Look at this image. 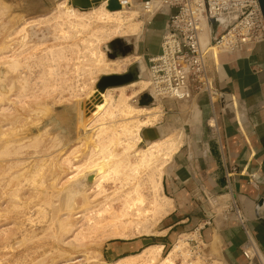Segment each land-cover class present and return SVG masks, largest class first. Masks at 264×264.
<instances>
[{
	"label": "rangeland",
	"instance_id": "374dc122",
	"mask_svg": "<svg viewBox=\"0 0 264 264\" xmlns=\"http://www.w3.org/2000/svg\"><path fill=\"white\" fill-rule=\"evenodd\" d=\"M59 1L62 0H0V44L14 41L18 51L15 67H11L9 59L0 55V91L3 92V99L0 100V264H113L122 255L116 254L112 246L140 237L147 238L150 244H160L162 237L159 236L163 234L161 227L166 223L164 214L157 220L153 218L126 225L123 221L135 218L131 216V211H126L128 216L125 217L122 211L123 218L117 221L124 197L134 184L140 183L139 190L146 197L144 205H150L153 196L150 169L140 168L137 178L134 175L128 177L127 173L131 172L126 168H121L120 175L110 173L105 179L98 177V181L93 180L95 177L91 175L99 172L95 163L101 156L97 154L99 144L95 141L98 139L93 136V132L99 131L96 127L99 123H105V126L116 124V132L101 134V142L106 145L109 141L107 146H111L108 150L116 152H120L129 139L125 132H121L124 125L131 121H144L149 111H155L158 115L141 126L143 140L137 144L138 147L146 146L153 137L167 136L173 130L161 121L162 103L151 91L147 72L150 55L144 54L145 49L153 52L160 45V22L164 17H152L141 4L132 3L129 7L124 6L126 14L119 32L114 30V22L98 19L93 23L91 21L88 27H72L69 24V28L67 20L65 23L61 18L56 19L55 13H50ZM69 1L72 0H67V3ZM130 10L135 14L130 15ZM47 13H50L49 16L41 18ZM128 16L134 23L140 24L138 39H135L134 32L127 30ZM150 18L158 21L159 25L152 29L149 41L145 42V33L151 28ZM103 25L107 31L95 32ZM23 26H26L25 29ZM19 29L21 31L17 33ZM22 43H26V46ZM95 47L102 48L111 63L118 60L120 68H96V54L94 56L92 51ZM48 48H53V51L50 49V52ZM123 48H126L124 56L120 53ZM113 50L119 51L118 55L110 58L108 52ZM109 73L126 75L110 91V96L117 101L122 92L135 108H131L132 112L123 109L118 114L114 108L105 121L102 119L88 125L97 110L95 107H99L103 99L96 84ZM145 92L157 104L155 101L154 104H141L140 98ZM131 98L137 105L132 103ZM25 108L28 109L25 111ZM126 112L131 115L127 116ZM160 122L165 127L160 126ZM156 126H160L161 130ZM170 158L164 165L157 194L160 201H164L162 178ZM68 159L72 162L68 163ZM82 159H86V162L79 169L75 164ZM134 159V154H131L130 161ZM91 160L96 166L90 165ZM85 165H89L88 168ZM90 177L93 179L90 180ZM125 179L126 183L129 179L126 185L123 184ZM99 182L101 185L96 186ZM91 183L96 185L90 188ZM130 196L134 197L136 193L132 192ZM114 221L122 224L115 225ZM153 237L157 239L156 242L151 240ZM184 237L180 235L170 245L163 247L155 261L149 262L142 256L135 260L132 258L133 262L131 259L128 261L132 264H161L162 258L168 255L176 241L182 239L183 249L175 254V264H222L208 255L205 244L195 242L193 238L191 241L188 235Z\"/></svg>",
	"mask_w": 264,
	"mask_h": 264
},
{
	"label": "crops",
	"instance_id": "0c3cea01",
	"mask_svg": "<svg viewBox=\"0 0 264 264\" xmlns=\"http://www.w3.org/2000/svg\"><path fill=\"white\" fill-rule=\"evenodd\" d=\"M163 17L162 32L167 23ZM149 21L145 42L159 25L152 18ZM220 30L219 24H212V34ZM144 52L156 54L159 45L156 51ZM208 64L212 93L203 92L189 102H161V121L168 129L179 128L182 136L162 178L170 206L163 218L161 243L154 245L163 248L188 235L191 241L205 244L208 255L222 264H264V204L259 206L264 199V42L220 52ZM210 197L218 202L214 207ZM232 201L245 227L226 208ZM211 217L212 224H206ZM155 237L151 240L156 242ZM149 244L140 237L122 241L112 250L129 256Z\"/></svg>",
	"mask_w": 264,
	"mask_h": 264
},
{
	"label": "bare ground",
	"instance_id": "6f19581e",
	"mask_svg": "<svg viewBox=\"0 0 264 264\" xmlns=\"http://www.w3.org/2000/svg\"><path fill=\"white\" fill-rule=\"evenodd\" d=\"M119 2H120V0H119ZM109 3H110V0H72V1H69L68 3H67V0H62V1H59V3H56V6L53 8V10L50 11V13H55V18L56 19L61 18L62 21H64V22L67 20L68 26L70 24L72 27L74 25L75 26L77 25L78 27H80V26L88 27L90 25V22L92 21V23H93V21L95 19H98V21L101 20L103 22H114V25H113L114 30L116 29V31L119 32L120 29H121V26H123L124 14H126L125 11H124V6L116 8V9H112V8L109 7ZM259 7H260V5H259ZM131 10L129 11L130 15L135 14V13H131L132 12ZM49 14L47 13V14L43 15V16H41V18L47 17V16H49ZM92 18H94V19L91 20ZM126 20H129V23H128L129 27H128V29L127 28L126 29L129 30V31L134 32L133 34L136 35L135 39H138V35L140 33L139 30H141V28L139 29V25L140 24L134 23L129 16L126 17ZM125 22H128V21H125ZM56 23H57V21H56ZM60 26H63V25L60 24ZM24 27H26V26H23V28ZM23 28L21 27V29H23ZM69 28H70V26H69ZM106 29H105V25H103L102 27H100L95 32H98V33L102 32L103 33V31H107ZM75 30H76V27H75ZM18 31H21V30L19 29L16 32L18 33ZM78 31H79V29H78ZM67 32L69 33V31H67ZM59 35H61V34H59ZM92 35H94V34H92ZM7 37H8V35H7ZM101 37H102V35H101ZM10 38L11 37H9V39ZM24 38H25V36H23L22 39H24ZM95 38H96V36H95ZM98 39H100V37L97 38V41H98ZM99 41H101V40H99ZM11 42L12 43H9V44H6V45L0 44V55H1V58L9 59V65L11 67H15V65H16V63L18 61V59L16 58V56L18 54V51H17V48L15 47L16 44L14 43V41H11ZM22 44L23 45L25 44L24 46H26V43H22ZM24 46H23V48H24ZM48 49H49L50 52H51V50L53 51V48L52 49L48 48ZM57 49H59V48L57 47ZM123 49H126V48H123ZM121 50L122 49H120V53H121ZM16 51H17V53H16ZM92 51H93V55L94 56L96 54V57L94 58V61H95V64H96V68H98L99 70H107L108 68H112V69L120 68L121 64L119 63V61L118 60H114L113 63H111L110 59H107L106 53H105V51L102 48L100 49V48H96L95 47ZM45 52H47V51H45ZM118 52H117V55H118ZM53 53H55V52H53ZM125 54L126 53H121V55H123V56ZM213 57H214V55H211L209 58L212 59ZM39 67H40V65H39ZM51 72H52V70H51ZM110 74L111 73L105 75L104 77L102 76V78H100V81L96 84L97 90L100 93L103 94V99H102V103L99 105V107H95L97 110L95 111V113H94L92 119L89 121L88 125L94 124V123H96L98 121L101 122L102 119H104V121H105V117L107 118L108 114L112 113L113 112L112 109H114V108H115L117 114L119 112H122L123 109H127L128 112H130V111L132 112L131 108H135L131 103H129L128 97H126V95L122 94V92L120 94L121 97L117 101H115V99H113V97L110 96V91L113 88H115L114 86L118 85L119 83H121L125 79V78L116 79V80L115 79H110V78L107 77V76H110ZM41 79H42V77H41ZM149 82H150V80H149ZM121 88H122V86H121ZM151 91L154 94V96L158 97L157 93L154 91L153 88H151ZM2 93L3 92L1 90L0 91V100L3 99ZM41 94H42V92H41ZM17 95L19 96V94H17ZM22 97H23V95H22ZM19 98H20V96H19ZM131 100H132V103H133L134 102L133 98H131ZM154 101H155L154 99H151V102H149V104L153 103ZM156 102L157 101H155V103ZM133 104L137 105L136 101ZM1 109L4 110L5 108L1 107ZM27 109L28 108H25L24 110L26 111ZM128 109H130V110H128ZM139 110H142V108L139 109ZM145 111L146 110H144V112ZM156 111H158V110L156 109ZM147 112H148V110H147ZM113 114H111V115L113 116ZM138 114H141V113L138 111ZM9 115H11V114H9ZM126 115L128 116V115H131V114H129V113L127 114V112H126ZM155 115L156 116L158 115V114L155 113V111H154V113H153V111H149V113H147V115H146L147 118H145L144 121H140L139 123L131 121V123H129V124H127L128 123L127 121L125 123V119L127 118V117H125V119L123 121L127 125H124L123 130H121L122 126H123L122 125L120 130H121V132L122 131L125 132L128 135L129 139L127 140V138H126L127 142H125V147L122 149L124 151L123 152H121L122 150L120 151L121 153L120 152H116L115 150H112V149L108 150V148L111 146L110 144H109L110 145L109 147L107 146V143H110L109 141L106 143V145L103 142H101L102 141L101 140V137H102L101 134L103 132L107 133L108 131H110V132H116L117 131V128L115 127L116 126L115 123L113 125H111V126H105V123H99V125L96 126L97 130L99 129V131L93 132L94 133L93 134L94 138L96 139V137H97V139H98L95 142L99 144V147H98V150H97V154H99L101 156L98 159L99 161L97 160V158H95L97 160V162L96 163L94 162V163L98 165L99 172L95 173L93 171L95 174L91 173V175H93V177H95L94 179L92 178L93 180H95V181L97 180L98 181V177L105 179V177L107 175H109L110 173H113V174L114 173L115 174H117V173L119 174L120 173V174H122V169L125 170V168L128 169L131 172V173H129V172L127 173L126 172L128 177H130V176L132 177V175H134V178H137L136 174L140 170V168L150 169L149 181H150V183L152 185V190H153V196L151 197L150 205H148V206L144 205L146 197L144 196V194L142 195L141 194V190H139L140 183L132 185V189L131 190L129 189L127 191V193H126V197H124V202H123V207L121 209V213L119 212L120 214L117 215V219H118L117 221H119L121 219V217L123 216L122 215V211L124 213V217L128 216V214H126L127 213L126 211H131L130 212L131 216L133 215L135 218L127 220V221H123V223H126V225L129 224V223H133V222H137L139 224V223H141L143 221H149L150 219H153V218H154V220H157V219H159V217H161L162 215L166 214L168 212V210H169V206H170L169 198H167L163 194L164 201H160L159 200V196L157 194H158V191L160 189L159 187L161 186V177H162V174H163V171H164V165H165V163L167 161V158L168 159H169V157L172 158L174 152L179 148V145L181 144L180 138L182 136L181 135L182 132H180L179 130L175 129V130L171 131V133H169L167 136L165 135V136L160 137V138H154L153 137V139H151L147 143L146 146L138 147L137 144L143 140V137L140 135L141 126L143 124H147L148 122L153 121L154 118H155ZM112 121L115 122V120H112ZM129 122H130V120H129ZM121 134H123V133H121ZM123 135H125V134H123ZM112 136H113L112 138H114V134ZM116 136L118 137L119 135H116ZM107 137H108V135H107ZM118 139H119V137H118ZM5 142L8 143V144H10V143L12 144V142H10V143L7 142V141H5ZM120 144L118 142V145H120ZM4 147H6V146H4ZM71 149L73 151V148H71ZM70 153H71V151H70ZM15 154H17V153H15ZM131 154H134V156H135V159L133 161H130ZM68 155H69V152H68ZM94 155H96V154H94ZM94 155H93V157H94ZM66 157H68V156H66ZM69 159H68V161H69ZM88 159H89V157H88ZM84 161L86 162V159L85 160L82 159L81 161H79L75 165H77V167L80 169L82 164L85 163ZM88 161H90V160H88ZM70 162H72V161H69L68 163H70ZM95 164H93V161H92L90 165L96 166ZM85 166H86V168H88L89 165L88 166L85 165ZM85 166H83V167L85 168ZM78 168H77V170H79ZM0 174H1V172H0ZM157 175H158V178L156 177ZM91 177L89 178L90 180H92ZM104 179H101V180L99 179V180L103 181ZM123 180H124V177H123ZM128 181H129V179H128ZM128 181H127V183H128ZM134 181H135V179H134ZM124 183H125V185L127 184L126 183V179H125V182L123 181V184ZM89 185H90L89 187L91 188V187L95 186L96 183H95V185L94 184L92 185V183L89 184ZM99 185H101L100 182L96 186H99ZM103 191H105V190L103 189ZM132 192H135L136 196H134V197L130 196V194ZM128 209H130V210H128ZM77 216H79V215H77ZM114 218H115V216H114ZM114 224L115 225H121L122 222H115L114 221ZM123 227H124V225H123ZM115 228L116 227H114V229ZM120 229L121 228H119V230ZM115 231H118V229L115 230ZM122 233H124V232L122 231ZM185 237H186V235H185ZM184 240H186V239H184ZM182 241H183L182 239L179 240V241H176V243L174 244L172 249L169 251L168 255H166L164 258H162V261H161L162 263L161 264H175L174 256H175L176 253L182 251V249H183L182 248L183 247V243H181ZM185 243L187 244V242H185ZM161 249H162L161 245L152 244V245L146 246L144 249H142L140 252H138L136 254L129 255V256H122V257L116 259V261L113 262V264H132L133 259L135 260L136 257H140L141 258V256L144 257L147 261L152 262V261H155L159 257ZM129 259L132 260L131 263L128 261Z\"/></svg>",
	"mask_w": 264,
	"mask_h": 264
},
{
	"label": "built area",
	"instance_id": "2783aa9c",
	"mask_svg": "<svg viewBox=\"0 0 264 264\" xmlns=\"http://www.w3.org/2000/svg\"><path fill=\"white\" fill-rule=\"evenodd\" d=\"M131 6L134 0H120ZM147 13L165 15L159 52L148 58L147 72L150 88L161 102L173 99L180 102L195 100L203 92L212 93L209 57L220 52H233L241 45L264 42V18L258 0H143ZM213 23L221 30L211 33ZM215 128V123L210 122ZM211 206L218 202L208 198ZM242 226L245 220L237 204L227 207ZM213 217L206 224H212ZM249 256L247 251H244Z\"/></svg>",
	"mask_w": 264,
	"mask_h": 264
},
{
	"label": "water",
	"instance_id": "95a60500",
	"mask_svg": "<svg viewBox=\"0 0 264 264\" xmlns=\"http://www.w3.org/2000/svg\"><path fill=\"white\" fill-rule=\"evenodd\" d=\"M258 2H259L260 9H261V12H262V15H263V18H264V0H258ZM109 7L112 8V9H116V8L121 7V3L119 2V0H110ZM121 53H126V49H122ZM108 56L109 57H116L117 56V51L113 50L112 52H108ZM125 76L126 75H117V74H115V75H110V76H107V77L110 78V79H115L116 80V79L126 78ZM149 102H151V95L148 92L143 93L141 95V98H140V103L141 104H147ZM263 204H264V199L261 200L259 206H261Z\"/></svg>",
	"mask_w": 264,
	"mask_h": 264
}]
</instances>
